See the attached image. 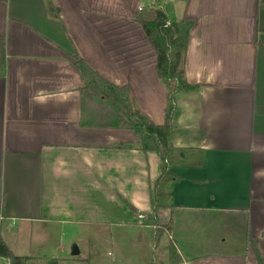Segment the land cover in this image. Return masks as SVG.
<instances>
[{
	"label": "crops",
	"instance_id": "1",
	"mask_svg": "<svg viewBox=\"0 0 264 264\" xmlns=\"http://www.w3.org/2000/svg\"><path fill=\"white\" fill-rule=\"evenodd\" d=\"M142 1L0 0V240L41 264L71 226L153 228L143 217L167 165L157 201L182 264H260L257 251L264 264V0L167 7L172 21H195L184 70L201 85L176 93L168 163L84 91L72 57L164 123L169 85L136 22Z\"/></svg>",
	"mask_w": 264,
	"mask_h": 264
},
{
	"label": "trees",
	"instance_id": "2",
	"mask_svg": "<svg viewBox=\"0 0 264 264\" xmlns=\"http://www.w3.org/2000/svg\"><path fill=\"white\" fill-rule=\"evenodd\" d=\"M47 5L51 13L56 10L50 2ZM168 18L166 12L154 8L139 11L136 16V22L141 25L146 36L157 50L158 77L165 80L169 85L167 120L164 123L157 124L145 113L134 108L131 88L128 85L119 86L114 84L90 67L76 50L72 54L74 64L80 71L81 79L84 82V91L113 104L118 111L119 127L134 130L140 138L142 149L157 152L166 163H168L169 157L174 154L175 150L171 142V136L174 131L172 117L176 109V93L179 91H193L201 86L200 84L190 83L185 77L184 70L186 52L190 43V32L195 25V21L192 18H187L181 21H172L171 25L165 26ZM167 174L169 173L166 165L163 168L162 175L155 183V197L152 203L154 211L148 215L149 224L154 226L155 245L157 246L162 235L165 232L171 233L174 225L173 217L166 224H160L157 212L158 207H161L157 201L158 189ZM123 202L136 216L140 215L138 209L132 203L126 199H123ZM0 256L4 257L10 264H26L29 258L14 255L2 240H0ZM257 256L259 263L263 264V259L258 251ZM51 263L56 264V261ZM169 264H182V257L173 239L169 243Z\"/></svg>",
	"mask_w": 264,
	"mask_h": 264
},
{
	"label": "rangeland",
	"instance_id": "3",
	"mask_svg": "<svg viewBox=\"0 0 264 264\" xmlns=\"http://www.w3.org/2000/svg\"><path fill=\"white\" fill-rule=\"evenodd\" d=\"M151 209L153 212L154 209ZM158 209L160 224L165 223L167 218L162 214V208ZM143 219L149 224V216ZM74 245L80 250L76 256L70 254ZM156 246L154 227L132 224L77 225L68 227L62 235L56 233V240L51 243L48 252L39 257V262L52 264L51 258L55 257L59 264H168V235L164 233Z\"/></svg>",
	"mask_w": 264,
	"mask_h": 264
},
{
	"label": "built area",
	"instance_id": "4",
	"mask_svg": "<svg viewBox=\"0 0 264 264\" xmlns=\"http://www.w3.org/2000/svg\"><path fill=\"white\" fill-rule=\"evenodd\" d=\"M175 1L176 0H143L139 6V11H142L146 8H154V9H160L167 13V7L173 4ZM171 23H172L171 18H168V20L165 23V26H169L171 25ZM7 264L10 263L7 262Z\"/></svg>",
	"mask_w": 264,
	"mask_h": 264
},
{
	"label": "water",
	"instance_id": "5",
	"mask_svg": "<svg viewBox=\"0 0 264 264\" xmlns=\"http://www.w3.org/2000/svg\"><path fill=\"white\" fill-rule=\"evenodd\" d=\"M79 254V249H78V247L77 246H73L72 247V250H71V255L72 256H76V255H78Z\"/></svg>",
	"mask_w": 264,
	"mask_h": 264
}]
</instances>
